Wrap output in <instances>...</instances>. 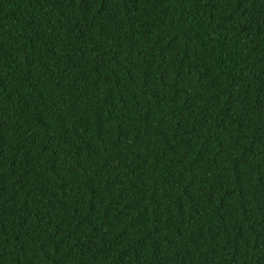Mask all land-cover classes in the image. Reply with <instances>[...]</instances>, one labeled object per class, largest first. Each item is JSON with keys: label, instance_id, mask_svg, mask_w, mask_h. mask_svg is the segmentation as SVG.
<instances>
[{"label": "trees", "instance_id": "obj_1", "mask_svg": "<svg viewBox=\"0 0 264 264\" xmlns=\"http://www.w3.org/2000/svg\"><path fill=\"white\" fill-rule=\"evenodd\" d=\"M0 264H264V0H0Z\"/></svg>", "mask_w": 264, "mask_h": 264}]
</instances>
